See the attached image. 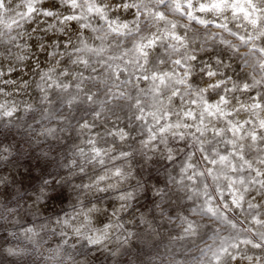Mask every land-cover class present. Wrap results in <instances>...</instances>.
<instances>
[{
    "label": "rangeland",
    "instance_id": "rangeland-1",
    "mask_svg": "<svg viewBox=\"0 0 264 264\" xmlns=\"http://www.w3.org/2000/svg\"><path fill=\"white\" fill-rule=\"evenodd\" d=\"M17 1L0 264H264V0Z\"/></svg>",
    "mask_w": 264,
    "mask_h": 264
},
{
    "label": "bare ground",
    "instance_id": "bare-ground-1",
    "mask_svg": "<svg viewBox=\"0 0 264 264\" xmlns=\"http://www.w3.org/2000/svg\"><path fill=\"white\" fill-rule=\"evenodd\" d=\"M19 1V0H18ZM18 1H17V3H18ZM14 5V4H13ZM15 5H16V3H15ZM14 7V6H13ZM5 8V7H4ZM9 8H11V7H9ZM5 9H7V8H5ZM13 9H15V8H13ZM8 11V10H7ZM12 13V12H11ZM9 15V14H8ZM38 21V20H37ZM75 21V20H74ZM73 21V22H74ZM36 22V21H35ZM77 22V21H76ZM40 24V23H39ZM46 26V25H45ZM36 27H38V26H36ZM40 27H41V25H40ZM34 30V29H33ZM99 233H101V232H99ZM101 235V234H100Z\"/></svg>",
    "mask_w": 264,
    "mask_h": 264
}]
</instances>
